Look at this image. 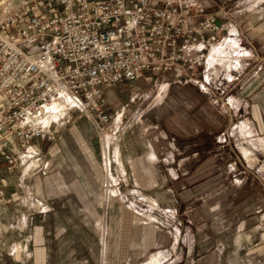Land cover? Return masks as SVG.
Masks as SVG:
<instances>
[{"label":"rangeland","instance_id":"374dc122","mask_svg":"<svg viewBox=\"0 0 264 264\" xmlns=\"http://www.w3.org/2000/svg\"><path fill=\"white\" fill-rule=\"evenodd\" d=\"M207 2L229 24L217 76H207L204 64L195 81L161 73L149 84L143 77L118 84L104 108L111 131L74 112L53 142L20 150L16 168L0 161V264H59L55 253L72 233L89 240L104 231L145 249L144 257L159 249L170 264H264V80H253L264 63V0ZM17 4L0 0V14ZM57 105L46 121L62 112ZM78 120L107 144L97 193L113 204L106 212L45 207L46 170L57 163L47 153ZM149 143L155 154L137 155ZM49 190L48 200L62 199L54 185ZM45 218L58 225L42 226L47 234L35 239V224Z\"/></svg>","mask_w":264,"mask_h":264},{"label":"built area","instance_id":"2783aa9c","mask_svg":"<svg viewBox=\"0 0 264 264\" xmlns=\"http://www.w3.org/2000/svg\"><path fill=\"white\" fill-rule=\"evenodd\" d=\"M228 30L200 0H27L0 15V158L16 168L74 112L111 131L105 90L164 72L195 81ZM52 104L62 112L46 121Z\"/></svg>","mask_w":264,"mask_h":264},{"label":"crops","instance_id":"0c3cea01","mask_svg":"<svg viewBox=\"0 0 264 264\" xmlns=\"http://www.w3.org/2000/svg\"><path fill=\"white\" fill-rule=\"evenodd\" d=\"M17 1H19V4H17L16 7L8 8L0 15L17 10L27 0ZM200 2L208 11H216L215 9L208 6L209 2H207V0H200ZM223 56L224 54L222 45L212 49L209 52L205 62V71L207 76L212 75V78L217 76V68H215V65H224ZM260 66L261 67L259 70L261 71L257 74L261 75V78H258L259 76L255 74L253 79L255 82L259 80V83H261L262 79L264 80V78H262L264 77V63ZM167 74L172 75L168 72H164L162 75ZM142 77L143 81L145 80L149 84L148 80L150 78L148 76ZM137 81H139L137 78L135 80H122L113 86L115 87L118 84L134 83ZM143 81L140 82L143 83ZM111 87L105 90L101 100V106L105 109L106 103L111 101L113 97V89H111ZM262 90L263 89L260 84V88L257 90L259 95H261ZM57 106L60 107L59 105ZM54 109L56 110V108ZM119 112L120 111H115L116 114H119ZM257 116L260 117L259 115ZM259 120L261 121V118H259ZM114 124H116V122ZM114 127H117V125H114ZM95 136H97V133L93 127H89L83 120H78L74 124L68 126L65 133L59 139L58 144L53 145L49 149V152L47 153V159H51L49 160L51 161V164H54V159H56L57 163L53 165V167L55 166L56 168L46 170V208H67L71 210L104 209V212H106L107 208H111L113 206L112 202L109 204L107 200L103 201L102 199L97 198V193L100 192L102 186V170L100 167L101 162L99 156L104 154V150L106 151L104 146H107V144L103 145V142ZM149 148H151V150H148ZM149 148L144 154L140 153L137 155H143L145 158V156H148L149 153L155 154V149L151 143H149ZM0 161L2 162L1 158ZM107 163L109 165V162ZM52 185H54L57 190H61L60 192L63 193V197L60 201L55 202L51 201L50 199L48 200L49 197H52L49 196V188L52 187ZM77 218L78 216L72 217V220H69V222L74 223V220ZM91 218H95L94 212L93 216L86 217L83 225H92L89 221ZM98 220V224H101L103 218L99 216ZM55 221L57 220L45 218L41 219V224L36 223L35 228H37L39 225V229L36 230L34 238L36 239L47 234V231L45 232L42 226H56L58 223ZM105 221L106 219L104 222ZM104 222L103 224H105ZM71 223L68 225H73ZM63 224L67 225L65 223ZM67 230L69 233H67ZM67 230L64 229L62 230L63 232L59 234L61 240H65L66 235L70 234L72 230H75V228L73 227L72 230H69L68 228ZM54 231L55 229H52L51 233ZM53 239L55 241L58 240L57 233H54ZM88 241H93V244L90 245L94 246L87 247ZM67 242L68 243L66 246H63L62 249L56 251L55 253L57 257L60 256V259L57 258V260H59V264H170L167 261L168 259L161 255V251L159 249L148 257H144L146 251L145 249L140 248V246H137L136 248L130 243L128 239L119 241L118 235L112 233V231H104L98 238L90 236L89 240L84 234L79 232L74 234L72 233L71 237H68ZM52 249L54 250L53 246ZM53 250H51V253ZM47 251L49 250L47 249ZM169 257L171 256L169 255L168 258Z\"/></svg>","mask_w":264,"mask_h":264},{"label":"bare ground","instance_id":"6f19581e","mask_svg":"<svg viewBox=\"0 0 264 264\" xmlns=\"http://www.w3.org/2000/svg\"><path fill=\"white\" fill-rule=\"evenodd\" d=\"M52 105H53V104H52ZM52 105H51V106H52ZM46 118H47V117H46ZM46 118H45V120H46Z\"/></svg>","mask_w":264,"mask_h":264}]
</instances>
